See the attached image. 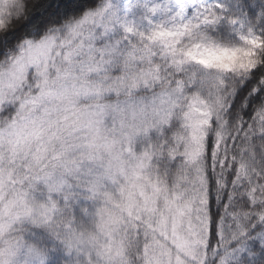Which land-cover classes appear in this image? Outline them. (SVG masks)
<instances>
[{
	"label": "snow or ice",
	"instance_id": "snow-or-ice-1",
	"mask_svg": "<svg viewBox=\"0 0 264 264\" xmlns=\"http://www.w3.org/2000/svg\"><path fill=\"white\" fill-rule=\"evenodd\" d=\"M41 198L75 264H264V0H0V231Z\"/></svg>",
	"mask_w": 264,
	"mask_h": 264
},
{
	"label": "clouds",
	"instance_id": "clouds-1",
	"mask_svg": "<svg viewBox=\"0 0 264 264\" xmlns=\"http://www.w3.org/2000/svg\"><path fill=\"white\" fill-rule=\"evenodd\" d=\"M43 203L41 198L30 221L19 222L14 217H5L3 230L0 231V259L5 264H51L54 255L60 256V264H75L76 253L69 255L55 236L58 234L63 239H71L88 228L89 218L83 212L88 202L72 200L66 206L60 199V211L51 223L42 219L40 204ZM80 259L83 264L84 258Z\"/></svg>",
	"mask_w": 264,
	"mask_h": 264
}]
</instances>
